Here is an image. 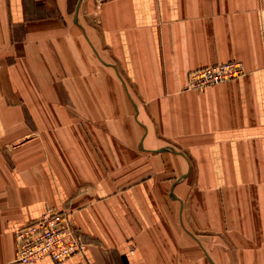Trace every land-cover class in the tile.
I'll use <instances>...</instances> for the list:
<instances>
[{
  "label": "crops",
  "instance_id": "crops-1",
  "mask_svg": "<svg viewBox=\"0 0 264 264\" xmlns=\"http://www.w3.org/2000/svg\"><path fill=\"white\" fill-rule=\"evenodd\" d=\"M48 210L85 250L18 261ZM0 264H264V0H0Z\"/></svg>",
  "mask_w": 264,
  "mask_h": 264
},
{
  "label": "built area",
  "instance_id": "built-area-1",
  "mask_svg": "<svg viewBox=\"0 0 264 264\" xmlns=\"http://www.w3.org/2000/svg\"><path fill=\"white\" fill-rule=\"evenodd\" d=\"M105 0H94L101 3ZM244 72L241 60L231 59L203 66L187 74L185 89L201 90L206 86L239 77ZM16 257L33 262L49 257L58 262L73 253L83 252L86 244L69 212L48 210L15 230Z\"/></svg>",
  "mask_w": 264,
  "mask_h": 264
},
{
  "label": "rangeland",
  "instance_id": "rangeland-1",
  "mask_svg": "<svg viewBox=\"0 0 264 264\" xmlns=\"http://www.w3.org/2000/svg\"><path fill=\"white\" fill-rule=\"evenodd\" d=\"M235 79V78H234ZM220 83H222V82H220ZM217 84H219V83H217ZM213 85H215V84H213Z\"/></svg>",
  "mask_w": 264,
  "mask_h": 264
}]
</instances>
